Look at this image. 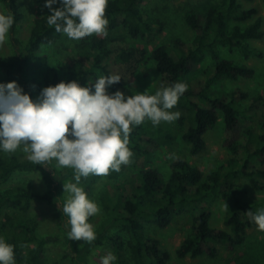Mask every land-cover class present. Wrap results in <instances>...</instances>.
<instances>
[{"label":"trees","instance_id":"16d2710c","mask_svg":"<svg viewBox=\"0 0 264 264\" xmlns=\"http://www.w3.org/2000/svg\"><path fill=\"white\" fill-rule=\"evenodd\" d=\"M145 1L109 0L106 8L108 28L117 29L124 25L132 38L150 37L159 21L145 15L142 6ZM248 1L254 0H224L222 5L208 9L205 14L190 11L186 20L194 31L192 41L188 43L177 39L172 44L156 47L152 52L157 70L163 77L161 86L177 82L187 86L176 106L169 111L179 113V119L175 122L180 127L188 123V128L183 131V139L191 144V153L198 154L205 149V133L213 128L221 113L229 134L223 145L234 156L243 148V163L238 165L240 161L233 157L230 160L232 168L225 174L220 170L205 174L200 168L178 157L173 162L170 178L165 180L163 174L150 165L149 158L155 149L174 141L173 129L166 127V122L154 126L147 119L139 126H130L131 162L122 165L119 172L110 171L106 175L118 181L119 186L115 192L102 195L106 216L95 230L96 240L89 243L100 246L110 244L117 256V264H128V260L132 264H167L171 258L170 251L162 246L159 239L146 235V225L155 224L164 228L172 222L175 214L188 213L193 214V224L176 249L177 256L208 254L214 257L218 252L216 243L229 247L243 243L247 228L255 225L247 211L264 208V200L248 199L244 186L232 179L239 173L246 176L253 187L262 186L260 177L264 179V170L249 169V165L255 157L264 158V132L256 133L253 126L246 124L247 113L237 103L235 90L223 92L217 88L223 78L237 80L254 74L253 67L248 64L223 58L221 47L240 53L246 60L261 56L250 41L264 37L263 19L257 16V7L243 6ZM0 2L15 19L9 38L16 58L12 63H4L3 68L18 83L25 84L19 71L30 60L47 63V55H40L38 51L42 45L52 44L64 34L47 24L50 10L44 7L46 0H38L40 11L34 17L27 41L23 43L17 35L18 24L24 18L22 0ZM60 6L53 5L56 8ZM147 56V49L135 46L114 50L106 37L93 34L83 38L74 54L69 56L68 78L50 71L47 85L77 80L81 86H90L94 91L96 79L109 76L113 60L125 64L139 63ZM121 77L120 83L108 89L110 93L125 91L129 77ZM35 84L30 83L38 89L39 85ZM158 89L148 94H155ZM242 96L247 97V94L242 93ZM243 135L247 138L246 144L241 141ZM129 171L136 177V182L128 189L121 182ZM36 173L40 175L39 185L23 178ZM75 174L71 168H58L53 160L36 165L18 154H0V236L15 246L16 264H46L45 247L56 242L58 237L39 233L38 218L31 213L33 202L54 204L60 200L63 207L67 200L63 196V183H74ZM100 177L91 174L87 178L82 177L80 186L89 193ZM222 197L228 202L225 228L211 225L212 212L209 210L210 204ZM123 233L129 238L126 239ZM75 250L79 254L75 264H88L87 249L84 251L83 247H78Z\"/></svg>","mask_w":264,"mask_h":264},{"label":"rangeland","instance_id":"374dc122","mask_svg":"<svg viewBox=\"0 0 264 264\" xmlns=\"http://www.w3.org/2000/svg\"><path fill=\"white\" fill-rule=\"evenodd\" d=\"M224 0H146L143 9L146 16H151L158 19L159 24L153 30V34L148 38L138 37L132 38L124 25L117 29H109L106 37L109 45L117 50L120 47L135 46L148 50V56L143 62H133L130 64L112 61L109 67V75L118 74L120 76L128 75L129 83L124 91L125 95H133L137 91L153 92L158 89L163 83V77L157 70L156 62L152 57L153 50L162 44H172L177 39L185 42H191L194 36V31L187 23L186 17L190 11L199 14H205L208 9L222 5ZM24 18L18 24L17 35L25 43L29 37L30 30L33 24L34 17L40 11L38 0H22ZM246 8L257 7V16L262 17L264 29V1L254 0L244 2ZM0 12L7 10L2 2H0ZM251 21V20H250ZM249 21V22H250ZM248 23V22H247ZM100 37V36H99ZM81 40H70L66 35L56 42L48 45H42L38 54H46L48 61L43 64L38 60H30L19 71L22 80L25 84L18 83L23 87L24 91L37 98L44 87H47L48 73L56 71L62 78H68L70 62L69 56H72L76 51V46L81 44ZM252 46L261 52V56H252L248 60L238 52H230L227 48L221 47L223 58L235 59L253 67L254 74L249 78H240L232 80L229 78L221 79L217 88L223 92L236 91V101L246 110V124L254 127L256 133H263L262 122L264 121V37L259 40H251ZM16 58V52L11 44L9 34L5 42L0 45V83H8L16 81L3 68L4 63H12ZM209 63V62H208ZM17 82V81H16ZM31 82L39 85L38 89L30 85ZM29 83V84H26ZM109 92V90H108ZM242 93H246L247 97H243ZM109 94H111L109 92ZM175 111V110H174ZM249 118V119H248ZM166 127L173 129L175 138L169 145H162L155 149L149 158L150 165L159 170L165 180L169 179L173 171V162L182 157L191 165L200 168L205 174L220 170L223 174L231 170L230 160L236 157L242 165L245 154L243 148L234 156L229 149L223 145V141L229 135L224 123L223 115L219 113L218 120L213 128L205 133L206 146L205 149L198 153H191V144L183 139V131L188 128L186 122L183 127H180L176 122H166ZM241 141L246 144L247 138L241 136ZM0 154L9 156L18 154L23 158H27V153L23 151V145L13 153L0 151ZM264 159V158H263ZM260 158L251 160L249 169L264 170V161ZM53 163H57L53 160ZM142 163V162H141ZM239 166V167H240ZM58 167V166H57ZM60 168V167H58ZM66 169V168H64ZM233 177V176H232ZM260 177V175H259ZM24 179L31 180L35 185L40 184V175L38 173L26 175ZM234 182L242 184L246 190L248 199L264 200V179L262 186L255 188L251 185L246 176L238 173V176L232 178ZM136 177L128 172V176L122 179L128 189L132 183L135 184ZM118 181L109 179L106 175L101 176L96 182L94 188L88 193L89 197L96 201L100 208V212L89 218V222L93 224L95 230L105 218L106 212L101 201V197L107 193H113L117 190ZM63 196L67 199L64 187L62 188ZM228 202L225 198H219L212 202L209 210L212 212L211 225L215 227L225 228L224 219L228 210ZM206 206V204H204ZM61 202L48 204L44 201H34L31 209L32 215L38 218L39 233L42 235H55L58 240L49 243L45 247L46 264H75L78 261L79 254L75 249L78 247L87 249L89 252L88 264L96 261L99 264V258L109 252H113V247L110 244L93 245L86 243L83 240L76 241L68 238L70 231L69 218H65ZM193 224V214L173 216L172 222L164 228L155 224L146 225V235L155 237L160 240L162 246L167 248L171 253V258L167 264H264V232L258 231L255 225L247 228L245 240L238 246L229 247L227 244L216 243L218 247L217 255L212 257L208 254H203L197 257L185 256L179 257L176 254V249L180 246L184 237L190 232ZM126 239L129 236L123 233ZM86 254V252H83ZM117 264V262H115ZM128 264H132L128 260Z\"/></svg>","mask_w":264,"mask_h":264},{"label":"clouds","instance_id":"9594fccd","mask_svg":"<svg viewBox=\"0 0 264 264\" xmlns=\"http://www.w3.org/2000/svg\"><path fill=\"white\" fill-rule=\"evenodd\" d=\"M108 3L109 0H46L44 7L51 13L47 24L70 40L93 34L107 36ZM57 4L61 6L53 7ZM14 23L12 14L0 12V45ZM121 80L118 74L98 77L94 91L77 80L61 81L44 87L35 99L16 81L0 83V151L13 153L23 145L33 164L55 160L58 167L71 168L76 173L74 183H63L67 200L62 213L69 218L70 240L92 243L97 238L89 218L97 215L100 208L80 186L81 178L119 172L122 165L131 162L130 126H139L146 119L154 126L179 119L178 112L169 110L187 90L185 84L161 86L151 95L148 90L128 96L120 90L109 94L108 89ZM247 215L257 230L264 232V208L249 210ZM116 261L112 252L99 258V264ZM0 264H16L15 246L3 236Z\"/></svg>","mask_w":264,"mask_h":264}]
</instances>
